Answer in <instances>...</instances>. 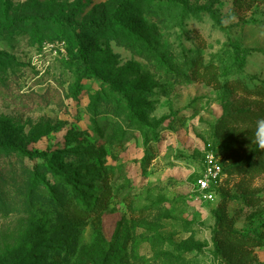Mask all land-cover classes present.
I'll return each instance as SVG.
<instances>
[{"label":"rangeland","instance_id":"rangeland-1","mask_svg":"<svg viewBox=\"0 0 264 264\" xmlns=\"http://www.w3.org/2000/svg\"><path fill=\"white\" fill-rule=\"evenodd\" d=\"M260 119L264 0H0V264H264Z\"/></svg>","mask_w":264,"mask_h":264},{"label":"trees","instance_id":"trees-1","mask_svg":"<svg viewBox=\"0 0 264 264\" xmlns=\"http://www.w3.org/2000/svg\"><path fill=\"white\" fill-rule=\"evenodd\" d=\"M81 56H83L84 62L85 64L88 66L89 62L87 60L86 55L81 52ZM89 71H91L90 69H88ZM2 148L5 149H10L12 152L19 154L22 157H26L30 160H34V159H43L45 160L47 167L49 170H52V162L51 160L48 158V153H43V154H38L36 152H32V151H28L26 149H24L23 147L20 146H10L8 144H2L1 146Z\"/></svg>","mask_w":264,"mask_h":264},{"label":"clouds","instance_id":"clouds-1","mask_svg":"<svg viewBox=\"0 0 264 264\" xmlns=\"http://www.w3.org/2000/svg\"><path fill=\"white\" fill-rule=\"evenodd\" d=\"M256 143L260 149H264V119L257 121Z\"/></svg>","mask_w":264,"mask_h":264},{"label":"built area","instance_id":"built-area-1","mask_svg":"<svg viewBox=\"0 0 264 264\" xmlns=\"http://www.w3.org/2000/svg\"><path fill=\"white\" fill-rule=\"evenodd\" d=\"M218 171L221 169L217 167ZM198 187L201 191L206 192L209 189V182H208V176H205L204 178L200 179L198 181ZM211 197V196H209Z\"/></svg>","mask_w":264,"mask_h":264}]
</instances>
